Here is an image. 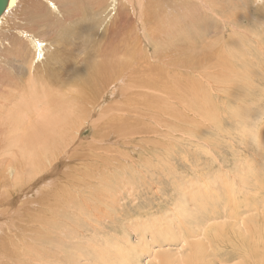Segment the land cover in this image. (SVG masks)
I'll list each match as a JSON object with an SVG mask.
<instances>
[{
	"label": "rangeland",
	"instance_id": "374dc122",
	"mask_svg": "<svg viewBox=\"0 0 264 264\" xmlns=\"http://www.w3.org/2000/svg\"><path fill=\"white\" fill-rule=\"evenodd\" d=\"M26 1L0 26V158L12 144L5 121L15 104L35 98L52 101L55 93L58 101L68 92L85 98L82 89L95 90L93 82L102 77L97 66L101 72L108 62L119 64L107 71H121L118 80L127 87L146 61L163 64L155 55H145L153 49V32L154 40L162 42L157 56L169 52L175 59L171 67L176 79L200 83L214 102L224 105L217 103L221 126L189 113L172 128L141 106L142 114L132 113L127 120L134 124L131 128L146 130L130 139L112 134L120 143L108 131L111 140L101 142L96 151L90 146V131L79 132L72 148L92 154H78L74 162L90 170L82 173L76 194L71 190L80 198V211L63 205L60 218L46 214L54 226L50 234L41 228L42 217L32 216L34 207L43 206L33 203L31 215L13 220L10 264H264L262 210L243 208L246 200L259 204L264 194V185H259L264 184V0H115L113 9L110 0ZM18 30L43 41L39 58ZM83 103L91 105L86 99ZM230 108L237 112L228 114ZM68 165L61 170H70ZM31 196L18 202L31 201ZM237 203L241 214L234 219L228 213ZM200 211L223 214L206 222L220 224L221 234H203L204 226L197 222ZM251 219L256 230L249 238L241 228ZM239 231L245 232L242 238ZM195 242L203 243V261L192 255ZM188 256L193 259L185 262Z\"/></svg>",
	"mask_w": 264,
	"mask_h": 264
},
{
	"label": "bare ground",
	"instance_id": "6f19581e",
	"mask_svg": "<svg viewBox=\"0 0 264 264\" xmlns=\"http://www.w3.org/2000/svg\"><path fill=\"white\" fill-rule=\"evenodd\" d=\"M114 1L115 0H110L108 4V7H110L111 9L114 8V5H115ZM19 2H21V0L20 1L10 0L7 8L0 15V26L3 23V19L5 16H8L9 14H13L14 12H16L17 8L18 10L20 9L18 5L21 3ZM26 2L28 3V0ZM48 3L53 9H55V6L53 5V3L49 1ZM30 4L31 3L29 2V5ZM19 6L21 7V5ZM146 21L145 22L142 21L144 28H145L144 24L146 23ZM18 32L21 34L22 37L24 36V38H26L29 41L34 51L36 52L37 58H39L41 53H43L45 49L43 47L44 46L43 41L34 37V35H31L27 31L18 30ZM155 33L156 32L151 33L152 35L151 37H149L150 40L153 42V49L150 50L151 54L147 53L145 55H146V58H148L150 55H155L158 61H161L163 64H157L155 63V61L154 63H152L151 61V64H149V62H147L146 61L147 59H146L145 60L146 66L144 65L146 69L141 68V70H139L141 71V73H138L140 76L137 74L130 76L131 79L129 80L132 83H129L127 87L125 86L123 87V85L121 84V81H122L121 79L118 80L120 78V74L122 73L121 71H120V74H118L119 70L118 72L114 71L116 72L115 75H113L114 72L107 71V69L114 67L116 65H119V64L113 63V62L110 64L108 62L109 66H105L103 68V71H101L102 73L98 71V70H101V68L98 67L99 65L97 66L98 70L96 71V73L99 72L98 74L99 77L102 76L100 77V81H102L101 79L105 76L104 74L105 70L108 72L107 74H109V76L106 75L104 77L106 78L105 82L99 81L100 84L99 82L97 84V81L99 80L98 78L97 80L93 82V86L95 90L86 91L87 89L86 85H85L86 88L85 89L83 88L84 90L80 88L82 89L81 92L85 95V98H83L82 96L73 95L71 94V92H68L64 95L65 99L63 101H58L56 97V93H55L54 99L52 101L47 98L46 99L42 98V100L37 99V98L29 99V100L24 99V101L15 104V107H13V109L9 112V114L6 117L5 124L6 126L8 125L9 132L12 133V137H11L12 144H9L10 146L8 147L7 152L5 153L3 152L2 156L3 155H6V156L5 157L3 156L2 158H0V264H10V262L12 261L13 254L11 250V245H13L14 243L12 226L15 224L13 220L18 222L19 220L23 219L22 218L23 216L31 215L32 214L31 211L33 209H36L35 210L36 212L32 216L42 217V219L39 221L41 228L44 230H47L51 234L52 230L54 229V226L52 225V223L48 221L49 218L45 217L46 214L49 213L53 217L56 216L57 218H60L59 216H61L62 214L60 211V208L63 205L65 206V208L69 206V207L74 208L75 211H80L81 206L77 204L78 201H80V198H77L76 196H74V194L72 195L71 190L74 193L76 192L75 189L77 188V182L80 179L82 173L87 174L88 172L90 174L89 172L90 170L88 169L85 171L84 167H79V164H76L74 162L77 160L78 154L80 155L83 154L84 156L82 157L89 156L92 154L91 152L90 153L88 152L78 153L77 151H75L77 150L76 148L74 149L72 148L73 147L72 143H74V139L76 138L77 140H80L78 138L80 135L79 132H82L83 130H85V128H87L90 131V135H89L91 137L90 146L93 148V150H95V148H97L98 145H101L100 144L101 142L105 143L106 140L108 141V139L114 138L115 137L114 135H117V138L118 136L124 137L125 135L126 136L130 135L129 136V139H130V137H133L134 135L143 133L146 130L144 129L145 127H143L142 130L141 129L138 130L136 129V127L131 128V126H133L134 124L132 125L131 122L127 120L128 118H130L128 115L132 113H135L136 116L139 114H142V111L140 110L141 106H144L145 108H147L148 115H151L154 118H158V119L160 118L162 121H164L166 123V125L164 124L165 127L172 128L173 126H175L176 120L185 121L183 119H186L187 116H189V113L198 115L199 118L201 117V118H204L205 120H209V122H211L214 125L221 126V122H222L221 116L223 117V114L220 116L221 113H220L217 103L222 104L223 101L220 98H218L221 100V102L220 101H218L217 103L214 102L209 97L208 95L209 93L206 91V89L202 90L203 85H201L198 82L184 81V83H180L181 80L179 81V79H176V73H177L175 70L176 68L175 67H174L175 69L172 68L173 64H175V59L174 57H172V54L167 52L164 55L157 56V54H160L162 52L163 48L161 46H157V44H161L162 42L154 40L156 37ZM163 42H166V41H163ZM171 44L172 42L170 41V45ZM234 50L235 49H233V51ZM141 57L143 58V55ZM167 65L168 66L170 65V67H168ZM148 74L149 76H147ZM231 75H233V73ZM237 78L239 77L237 76ZM113 80L115 82H112ZM112 83H114V86L109 89L110 87L109 84H112ZM134 87L135 88L139 87V90L137 89L131 90L132 88L134 89ZM59 90L60 89L58 86L56 91L58 92ZM137 96L142 97V98H140V100L139 99L135 100ZM85 99L91 105L83 103ZM80 102L83 104L82 106L79 105ZM174 105L177 106L178 108L175 109ZM223 105L224 104H222V106ZM38 110H41V111L38 113L39 117L35 119L33 115L36 114ZM234 110L237 112L236 109ZM234 110L233 108H230L228 110V114L232 113ZM239 111L241 112V109H239ZM96 112L98 114H96V116L93 117L94 119L90 120L91 115L92 114L95 115ZM105 114H107V116L102 117ZM196 118L198 117L196 116ZM141 124L142 123H140V126ZM206 125H209V123ZM137 127L139 128V124H137ZM108 131H111L110 138H108L109 137ZM82 139H85V138H82ZM116 139H115V142L120 143L118 142L119 140L117 139L118 141H116ZM86 140H87V137H86ZM129 141L130 140H128V142ZM121 151L122 150H120L119 152L121 153ZM165 160L167 161L169 159L165 157L164 161ZM164 161L161 160V164H163ZM65 163L66 165L68 163L69 165L67 167H71V168L70 170L68 169L67 171L66 169L63 172L61 169L65 165ZM158 163H160L159 160H158ZM57 177H62L63 178V180H61L62 182L56 183L52 181L53 179ZM259 185L261 187V185H264V184H259ZM30 193L32 194L31 197H33L34 199H32L31 201L29 199L28 200L25 199L24 201L20 200L21 203L18 202V200L22 196L26 197ZM253 200L255 201V199ZM237 201L239 200H236L235 202ZM249 201L248 200H246V202L244 201L245 202L244 207H243L244 210L246 211L262 210V215H264V194H261L260 199H259V202H260L259 204H254L253 203L254 201L252 202H249ZM33 203H36L38 207L43 206L44 208L40 207L37 209L34 207L33 209H31V205ZM237 204H235L228 213L229 217H234V219L236 218L238 219V217L241 214V212L238 211L239 207H241V204H238V205ZM64 209L62 211L66 212ZM200 214L201 215L199 218L201 221H197V222L198 224L201 223L200 226L201 225L204 226L203 234L205 236L209 235V233L212 230L213 232H215V234L220 232L219 230V228H221L220 224L218 226H215V225L212 226V225H207L206 222L211 218H217V217H220V215L222 216L223 214L216 213V211H213L210 213H208V211L207 212L203 211ZM262 215L260 216L261 217L260 219L264 221V218H263L264 216ZM255 219H251L250 221L247 220L244 222L241 221L243 225L241 229L249 233V235L247 236L249 238L250 237L252 238V233H254L252 232L253 228L256 230L255 224L253 223ZM55 222L58 224L57 221ZM191 229H192L191 234H193L194 229L193 228ZM52 233H54V230ZM244 233L242 234L244 235ZM242 234L239 231V235L241 238H242ZM244 238L243 240L246 239ZM243 240L242 242H244ZM244 243H246V241ZM202 244L203 243L195 242V244L191 245L192 253H193L192 255L197 261H203L202 256H200V250L202 248ZM255 246H257V244ZM120 249H118L119 253H120ZM235 249H236L237 254H239L238 249L237 248ZM245 252H247L246 249H245ZM191 256L186 257L184 261L188 262V260L193 259V257L191 258ZM262 258L264 257L262 256Z\"/></svg>",
	"mask_w": 264,
	"mask_h": 264
},
{
	"label": "water",
	"instance_id": "95a60500",
	"mask_svg": "<svg viewBox=\"0 0 264 264\" xmlns=\"http://www.w3.org/2000/svg\"><path fill=\"white\" fill-rule=\"evenodd\" d=\"M10 0H0V15L7 8Z\"/></svg>",
	"mask_w": 264,
	"mask_h": 264
}]
</instances>
